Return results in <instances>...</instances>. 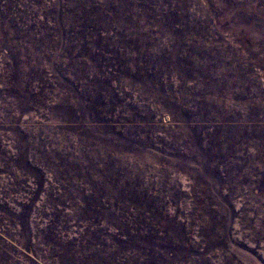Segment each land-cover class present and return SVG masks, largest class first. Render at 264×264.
<instances>
[{
	"label": "rangeland",
	"instance_id": "obj_1",
	"mask_svg": "<svg viewBox=\"0 0 264 264\" xmlns=\"http://www.w3.org/2000/svg\"><path fill=\"white\" fill-rule=\"evenodd\" d=\"M0 264H264V0H0Z\"/></svg>",
	"mask_w": 264,
	"mask_h": 264
}]
</instances>
